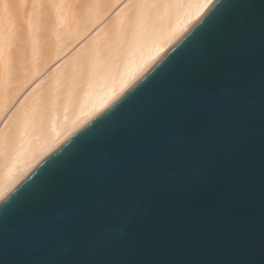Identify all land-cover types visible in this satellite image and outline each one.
<instances>
[{
	"label": "water",
	"instance_id": "1",
	"mask_svg": "<svg viewBox=\"0 0 264 264\" xmlns=\"http://www.w3.org/2000/svg\"><path fill=\"white\" fill-rule=\"evenodd\" d=\"M0 264H264V0H214L16 184Z\"/></svg>",
	"mask_w": 264,
	"mask_h": 264
},
{
	"label": "bare ground",
	"instance_id": "2",
	"mask_svg": "<svg viewBox=\"0 0 264 264\" xmlns=\"http://www.w3.org/2000/svg\"><path fill=\"white\" fill-rule=\"evenodd\" d=\"M213 1L0 0V200Z\"/></svg>",
	"mask_w": 264,
	"mask_h": 264
},
{
	"label": "rangeland",
	"instance_id": "3",
	"mask_svg": "<svg viewBox=\"0 0 264 264\" xmlns=\"http://www.w3.org/2000/svg\"><path fill=\"white\" fill-rule=\"evenodd\" d=\"M83 70H88L89 69V63L85 64L83 67H82Z\"/></svg>",
	"mask_w": 264,
	"mask_h": 264
}]
</instances>
